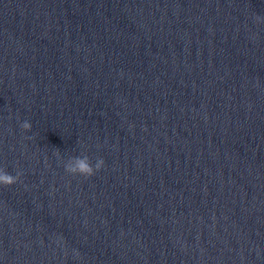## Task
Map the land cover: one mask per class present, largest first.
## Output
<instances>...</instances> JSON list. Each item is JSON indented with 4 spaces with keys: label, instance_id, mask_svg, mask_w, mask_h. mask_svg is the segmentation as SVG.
Segmentation results:
<instances>
[{
    "label": "water",
    "instance_id": "water-1",
    "mask_svg": "<svg viewBox=\"0 0 264 264\" xmlns=\"http://www.w3.org/2000/svg\"><path fill=\"white\" fill-rule=\"evenodd\" d=\"M0 168V264H264V0H0Z\"/></svg>",
    "mask_w": 264,
    "mask_h": 264
},
{
    "label": "clouds",
    "instance_id": "clouds-1",
    "mask_svg": "<svg viewBox=\"0 0 264 264\" xmlns=\"http://www.w3.org/2000/svg\"><path fill=\"white\" fill-rule=\"evenodd\" d=\"M257 22L261 21V17L259 15H257L255 17ZM20 127L22 129L28 130L31 128V124L29 121H23L20 125ZM30 139V137H29ZM75 159L77 160V167L76 168H65V170L67 172L70 173H79L83 176H91L94 173V170H99L101 168V166L104 164L103 159H98L96 162L95 167H93L89 162H88V157L87 156H83V157H75ZM20 173L17 172L15 175L10 174L8 172H6L3 168H0V185H5V186H9L12 185L14 183L17 182V180L19 179Z\"/></svg>",
    "mask_w": 264,
    "mask_h": 264
}]
</instances>
